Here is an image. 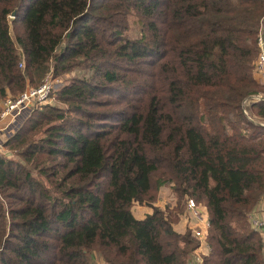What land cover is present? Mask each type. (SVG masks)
<instances>
[{
	"label": "trees",
	"instance_id": "16d2710c",
	"mask_svg": "<svg viewBox=\"0 0 264 264\" xmlns=\"http://www.w3.org/2000/svg\"><path fill=\"white\" fill-rule=\"evenodd\" d=\"M263 17L264 0H0V102L76 73L3 143L0 264H189L187 196L210 217L204 264H264V100L244 111Z\"/></svg>",
	"mask_w": 264,
	"mask_h": 264
},
{
	"label": "built area",
	"instance_id": "2783aa9c",
	"mask_svg": "<svg viewBox=\"0 0 264 264\" xmlns=\"http://www.w3.org/2000/svg\"><path fill=\"white\" fill-rule=\"evenodd\" d=\"M257 46L259 54L255 61L254 73L257 80L264 84V17L261 20L257 34ZM20 65L24 67L23 62ZM58 84L57 77L50 73L39 86L29 87L18 96H9L4 100L0 107V131L8 129L12 123L24 117L26 118L35 107L50 103L53 97L52 93L57 89ZM251 99L254 101L264 100V92L253 94L244 100V111L250 118L251 116L245 105ZM261 123L264 125V120H261ZM184 203L185 213L183 219L186 229L198 241V246L192 252L189 264H204L205 257L211 252L208 241L211 227L210 217L207 210L200 206L193 197L187 196ZM135 205L139 204L136 203ZM250 220L253 229L264 234V215H262V211L258 209V206L250 213Z\"/></svg>",
	"mask_w": 264,
	"mask_h": 264
},
{
	"label": "rangeland",
	"instance_id": "374dc122",
	"mask_svg": "<svg viewBox=\"0 0 264 264\" xmlns=\"http://www.w3.org/2000/svg\"><path fill=\"white\" fill-rule=\"evenodd\" d=\"M140 30H141V25L139 24L138 20L134 17L133 21H132L131 35L132 36L139 35ZM75 74H76L75 72H72V73L67 74L65 76L57 77L59 84L57 85V89L55 91H58L60 88H62L65 84L66 79L71 77L72 75H75ZM55 103H56V100H55L54 95H53L51 102L48 104H55ZM174 201H175L174 195L172 194L169 187L166 185V186H163L161 189L160 199L158 200V203L156 206H158L160 208H164L165 206L173 203ZM136 206L137 205H134L133 210L136 211L138 216H143V215L147 214L146 212H143V214H139L138 213L139 207L137 208ZM184 223H185V221H184Z\"/></svg>",
	"mask_w": 264,
	"mask_h": 264
},
{
	"label": "crops",
	"instance_id": "0c3cea01",
	"mask_svg": "<svg viewBox=\"0 0 264 264\" xmlns=\"http://www.w3.org/2000/svg\"><path fill=\"white\" fill-rule=\"evenodd\" d=\"M2 104H3V101L0 102V107ZM24 119H25V117L23 119H20L19 121L15 122V123H12L11 126L9 125L8 129H6L4 131H0V148H1L0 151L5 150L4 146H3L4 141L6 139H8L21 126ZM157 203H158V201L156 202V205H157ZM136 207L137 208L139 207L138 208L139 214H143V212H146L147 214L152 212V208L145 206V205H137ZM258 209H260L262 211V215H264V200L262 202H260V204L258 205ZM134 213L138 218H143L146 215L145 214L143 216H138L136 211H134ZM175 227L179 232H184L186 230V224L184 223V219H182L178 224H176Z\"/></svg>",
	"mask_w": 264,
	"mask_h": 264
},
{
	"label": "water",
	"instance_id": "95a60500",
	"mask_svg": "<svg viewBox=\"0 0 264 264\" xmlns=\"http://www.w3.org/2000/svg\"><path fill=\"white\" fill-rule=\"evenodd\" d=\"M15 13H16V11H14V12H13V14H12V17H14V16H15Z\"/></svg>",
	"mask_w": 264,
	"mask_h": 264
}]
</instances>
